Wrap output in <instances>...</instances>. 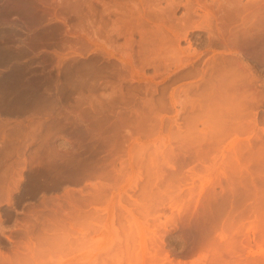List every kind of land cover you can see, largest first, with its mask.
Instances as JSON below:
<instances>
[{"label": "bare ground", "instance_id": "1", "mask_svg": "<svg viewBox=\"0 0 264 264\" xmlns=\"http://www.w3.org/2000/svg\"><path fill=\"white\" fill-rule=\"evenodd\" d=\"M37 1L0 0V66L4 67L0 69V115L27 114L36 121L31 127L33 136L36 135L38 140L36 133L41 128H44L45 133L44 137L39 135L42 139L38 146L41 145V148L36 147L37 141L33 137L29 139L35 141V146L34 143L32 144L34 151L29 152L15 151L18 148L19 139L0 140V166L4 167L0 169V207L2 203L6 205L11 203L15 192H20L17 200L13 201L15 203H18L23 196L26 198V195H29L36 198L37 207L46 206L48 203L52 206L45 214L40 212L41 209L36 210V208L34 212L23 214L28 215V220L25 219V222L14 220L19 223L18 226L15 224L17 227L22 226L23 230L29 232L28 240L13 239L14 236L11 238L8 235V239L14 242L16 248H12L13 253L9 251L10 254L0 247V264H32L49 250H62L69 241L68 225L78 224L81 228H85L90 223V221L87 223L90 217L87 218L81 213L82 203L95 199L98 201L100 196L103 197L106 194L107 188L114 187L118 182L120 184L121 178L126 176H124L125 173L123 174V166L115 167L114 165L118 158L122 161L119 151H129L128 157L132 170H134V158L140 163L143 160V153H139L140 151H159L156 154H148L151 163L146 166L145 175L139 169L135 179L129 175L127 180H134V184L131 183V185L135 187L136 180L143 179L142 175L144 178L147 177V180L153 176L154 181L157 179L160 185H165L164 189H160L158 181H155L158 185H156L157 193L161 191L163 197V193L166 192L172 199L173 196H170L169 192L170 186L180 177L187 176V171L182 168L183 161L191 159L192 162H197V167H193L192 164L191 171L187 174L191 172L192 177L198 176L201 180L199 190L192 191L193 210L190 211V214L196 217L192 219V237L196 240L194 250L198 251V255L194 257L195 259L192 258V261L182 258L174 260L167 252H164L163 245L149 247L146 235L138 240L139 247L136 244L129 245L132 230L129 232V237L123 234L125 231L121 230L123 233H120L116 229L120 228L118 225L114 228V224L115 232L123 234L121 236L125 237L126 240L123 239L127 242L123 248H110L98 264H187L189 262V264H264V140H258L261 136L259 132L260 134L264 132V115L260 118L257 110L258 106L263 105L264 102V86L261 87L264 81L261 79L259 81L256 70L254 71L256 67L252 66L253 62L264 66V0H251L249 3L246 1L244 3L242 0H165L166 8L161 6L163 9L160 11L161 7L158 6L160 14L153 13L154 10L152 13L148 10L154 9L149 3L160 4L162 0H139L138 2L128 0V3H132L130 8L132 12H123L124 18L113 21L112 29L119 32L124 26L130 32L137 31L140 34V45L143 50L141 61L145 65H153L156 68L155 71L161 70L159 69L161 66L167 68L174 65L176 67L187 65L189 57L183 63V54L186 56L187 53L180 46L179 40L181 37H188L191 29L192 31L208 30L213 39L210 43L221 44L220 46L227 44L228 47L232 44L235 48L232 56L223 57L224 54L220 53L221 58L217 56V59L214 56L216 58L213 57V61L204 63L206 66L199 67V65L196 66L197 63L192 65V75H198L204 81L203 84L200 83L201 88L198 90L199 84L195 85L198 91L192 96L184 91L186 96L183 99L180 95L178 98L175 96L176 91L172 92L171 97L172 105L185 106L189 103L192 109L196 108L191 117L192 121H189L184 128L178 125L176 135L171 132L170 135L159 138V142L154 143L155 148L152 150L151 144L149 147V143L140 142L136 134L141 138L140 133L148 136L149 133L156 131L158 124L155 128L154 120L157 118L154 117V119L152 114L158 115V112L156 113L159 111V109L156 110L158 107L165 108L163 98L161 96L156 100L152 97L142 98L143 104L148 108L146 111L145 108L142 110L129 106L128 98L124 97V95L127 96V92L124 93L121 87L117 88L116 85L113 87V83L109 86H112L111 89L108 87L110 82L102 81L105 84H101L100 80L96 82L107 66H102L95 56L94 60L87 61L89 62L87 64H85L86 61L85 63L81 61L82 66L78 64L76 68L67 66L68 69L63 78L60 73L53 75V71L46 69L45 64H39L40 59L37 64L35 60L37 54L34 51L36 52L35 45L39 46V40L37 36H33L34 32L29 26L39 23L48 13L40 9V5L37 7L39 3ZM94 1L96 0H80V5L78 4L79 7L76 5V8L83 9L87 6L91 9ZM97 1H101L106 7L107 2ZM182 4L187 7V11L182 17H178L176 11ZM146 7L149 8L146 9ZM215 11H221V13L217 14ZM27 16L31 17L30 21L23 20ZM222 16L228 19L222 20ZM235 17L240 18L242 24L234 25L233 27H236L234 30L229 28L231 38H228L229 40L226 38L227 42L223 43L227 25L225 28L221 25ZM218 19L219 26H214V22ZM63 22L69 28L66 19ZM115 23L117 24L114 26ZM100 28L99 25L97 29H93V37L96 43L105 45L106 41L99 38L98 29ZM81 32H84L83 28ZM29 35L32 39L27 41L26 38ZM87 36L92 39V36ZM133 42L132 37L126 40L122 46L123 58L120 59L122 63L132 67L136 61L130 51ZM224 46L223 49H226ZM110 47L112 49L113 46L110 44ZM211 48H213L212 45ZM80 51H74L69 57L82 56ZM200 51L194 49L191 54L202 53ZM50 52L52 53L51 50ZM57 52L56 55H59V51H54V53ZM240 53L250 54L251 58H242ZM61 67L60 71L63 74ZM81 69L84 70L83 74L79 72ZM103 76L101 74L100 77ZM106 87L111 90L105 92ZM72 91L77 92L76 95L74 92L72 96ZM124 98H127L128 106L119 110L123 104L119 105L118 112L114 111V107L117 106L116 100L123 101ZM133 115L135 118H132ZM199 121L210 128L209 135L208 133L205 135L206 132L203 133L202 130L203 135L197 131ZM73 124L77 125L72 126ZM177 124L180 123L177 122ZM132 128L137 132L135 135ZM41 131L43 132L42 129ZM243 132L256 134V139L251 141L248 138V142L245 141V143L243 140L242 142L238 134ZM231 134L235 135L227 146L231 153H216L222 140ZM257 140L260 142L257 143ZM21 142L26 143V139H22ZM20 145L22 148L23 144ZM13 156L15 159H12ZM8 158L12 161L6 163ZM167 167L175 169L176 172L174 173L173 170V174L166 172ZM184 171H186L185 174ZM83 179L88 180L89 184L84 183L87 184L86 187L89 185L94 188L92 191L95 190L89 198L86 197L88 194H85L87 192L84 188L77 187ZM149 180L147 184H151L152 187V180L150 182ZM207 181L212 186L209 187L210 189L204 186ZM132 186H130L131 189ZM217 186H220L221 192H217L218 190L215 189ZM151 187L145 185L142 190L140 189L141 199L139 193L137 196L139 200L136 198L134 205L140 204L139 207L143 210L149 209L150 204L147 199L155 196L152 191L156 192V188L153 187L155 190H152ZM75 192L80 193V196L83 192L86 198L80 197L78 201L79 196L76 198ZM119 198L122 200V197ZM29 202L35 205L34 201ZM174 202L172 200L170 202L173 208L177 205ZM65 204H68L71 210L68 211ZM7 206L11 207L10 204ZM1 211L0 229H4L3 213L6 212L1 213ZM118 217L119 220L122 218L120 223H123V216L118 215ZM92 220L94 221V218ZM131 220L134 221V219ZM97 221L102 220L99 218ZM170 222L175 225L178 223L175 218H167L161 224L164 230ZM91 223L94 222L91 221ZM124 223L122 225L126 224ZM36 227H39L38 232H34ZM87 230L86 227L84 232ZM153 230L150 231L154 232ZM250 231L253 232L250 234L252 237L249 235ZM119 233L117 236L120 240ZM22 246L27 250L26 253L21 251L24 250Z\"/></svg>", "mask_w": 264, "mask_h": 264}, {"label": "rangeland", "instance_id": "2", "mask_svg": "<svg viewBox=\"0 0 264 264\" xmlns=\"http://www.w3.org/2000/svg\"><path fill=\"white\" fill-rule=\"evenodd\" d=\"M104 1L107 2L106 7L103 5V3L101 1L96 0L93 2L91 9L88 8L87 6H85L83 9H80V8L78 9L76 7L80 3V0H40V1L38 0L37 3L38 2L39 3L37 5V7H39V5H40L39 8L43 9L45 12L47 11L48 13H46L47 15L45 14V17L39 23H37L36 25L29 26L31 28V31L34 32L33 36H37L38 40H39V46L37 44L35 45L36 47L38 46L37 48L35 47L36 52L34 51V53L37 54V55H35L37 57V59L35 57V60H36L37 64H38V62L41 65L45 64L46 69L53 71V73H52L53 75L60 73L61 77L63 78L65 71H67L68 67L69 68L70 67L76 68L78 65L82 66L83 63H85V61H86L85 64L92 62L94 60V56H95L97 58L96 60L102 66H105V65L107 66L104 68V71L102 70V73H101L102 76L104 73V76L100 77L101 76V74H100V76L97 78L98 80H96V82H99V80H100L101 84H103L104 82L102 83V81H106L108 83L110 82L109 84L106 83V84H108V87L110 86V84L112 85L113 83H114L113 87L115 85H116L115 87H117V88L121 87V89L124 93L127 92L126 93L127 96L124 95V97L128 98L129 106L131 105V107H133V108H138V109H142V110L145 108L144 110L146 111V109L148 110V108H146L147 106L145 104H143L142 98L152 97L156 100L158 97L161 96L163 98L164 103H165V108L162 109V108L157 106L158 108L156 110L159 109V111H156V113L158 112V115H155V113H153L154 115L152 114L153 118L154 117L157 118V120L155 118H154L155 120L152 118L154 120V124H155L154 127L156 128L158 126L156 131L151 132V134L149 133L148 136L143 135V133L141 135V133H140V136H141V138H140L139 135L136 134L137 132L132 128L134 131V135L136 134V137H138V140L142 143H149V147L151 144V150H152V148H155L154 143L159 142V140H158L159 138L168 136V134L170 135L171 132H172V134L176 135V133L178 132V125H181L184 128L189 121H192L191 117H192V114L195 113L196 108L192 109V105L189 103L186 104L185 106L182 104H176L177 106L172 105V100H171L172 94L175 91H176V93H175L176 95L175 94L174 95L177 98L180 95V98L183 99L186 96L184 91L186 93L188 92V94L190 96H192V94H194V92L198 91L201 88L200 83L203 84L204 81H202V78L200 76L192 75V65L193 64L196 65V63H197L196 66H198V65H199V67H202L204 65L206 66V64H208L210 61H213L214 56H216V57L220 56L219 58H221V54L222 55L224 54L223 57L224 56H227V57L232 56V54H234L235 48H234V46H232V44L231 45L229 44V47L227 44L226 45L224 44L226 46V49H223V46H224L223 44H222V46H220L221 44H215L214 45L213 44L214 42L210 43V40L213 41V39H212L208 30H194V31H192V29H191L189 34H188V37H183V38L181 37L179 40L180 46L183 47V49L187 53L186 56H185V54H183V63H185L189 57V60H188L189 62L187 63V65L186 64L184 66L183 65H180V66L177 65V67L174 65V66L167 67V68L161 66L159 68L161 70L155 71L156 68L153 65H145L141 61V54H142L143 50H142V45H140V34L137 31L134 30V31L130 32V31L126 30V28L124 26H123V28H121V30L119 32L117 30L112 29L113 21L120 19L122 17L124 18L123 12H128V13L132 12V10L130 9V8H132V3H128V0H104ZM134 1L138 2L139 0H134ZM210 1H213V0H210ZM219 1H222V0H219ZM250 1L251 0L246 1V2L249 3ZM41 3H43L42 5H44V6H42ZM150 4H152L151 6H153L151 8H154V9H152V10L149 9L148 11H151V13H152L154 10L153 13L160 14L161 13L160 11H162V9H163L161 6L165 7L166 2H165V0H162L160 4L158 3V4L154 5L153 3H149V5ZM158 6L161 7L160 11H159L160 8ZM44 7H46V8H44ZM148 8L149 7H146V9H148ZM186 11H187V7L184 4H182V5L178 6L177 11H176V16L182 17ZM199 12L202 13L201 10H199ZM148 13H150V12H148ZM215 13L220 14L221 11H215ZM30 18H31L30 16H27L23 20H29ZM63 18L66 19V21L68 22L67 24H69V28L67 27L68 25H66L63 22V20H64ZM59 19L62 21H60ZM227 19L228 18H226V16L225 17L222 16V20H227ZM238 21H241V20H240V18H236V17L232 18V20L229 19V22L227 21V22H225V24L224 23L222 24L220 21V23L222 24V25L221 24L220 25L223 26L224 28L226 27L225 25H227V27L225 28V32H226L225 38H227V39L231 38V35L229 34L230 32L228 30H229V28L234 30L236 27H233V26L234 25L237 26L236 23ZM218 22H219V19L217 22L216 21L214 22V26L215 25L219 26ZM116 24L117 23H115L114 26ZM99 25L101 26V28L98 29L99 38H100V40H103L104 42L106 41L105 45L102 43H100V44L96 43L95 38L93 37V29H97ZM81 28L84 29V32H81ZM227 31H228V33H227ZM215 32H217V30ZM87 35L92 36V39H89ZM228 35H230V36H228ZM129 37H132V39L134 41L132 47L130 48V51L132 52V54L134 55L135 60H136L135 65L133 67L129 64L125 65V63H122L123 61L120 60L123 58V56H122L123 47L122 46H124L126 40ZM26 39H27V41H29L32 39V36L30 38V35H29V36H27ZM209 43L213 46V48H211V45ZM110 44L113 46L112 49L110 47ZM81 45H82V47H81ZM216 45L217 46L219 45V46L217 47ZM193 46H194V49H197V51L201 50L200 52H202V53H199V52L195 53L197 55L191 54L192 50H194V49H192ZM214 46H216V47H214ZM229 48H230V50H229ZM54 49L56 51H59L60 56L56 55V54H58V52L54 53V51H55ZM50 50L52 51V53L50 52ZM221 50H224V51L221 52ZM74 51H78V52L80 51V53H82V56L76 55L78 57H69L71 54H73ZM187 51H189L190 54ZM60 52L62 55L60 54ZM226 52H227V54H226ZM228 52H230L231 54L230 53L228 54ZM53 53L56 56H54ZM104 55H105V57H104ZM192 55H194V56L192 57ZM80 57H83V58H80ZM119 57H121V58H119ZM216 57H214V59ZM218 57H217V59H218ZM73 58H75V60H73ZM195 58L197 59V61ZM58 59H59V61H58ZM42 60H43V62H41ZM73 61H75V62H73ZM81 61L82 62L84 61V62L82 63ZM87 61H89V62H87ZM57 62H59V63H57ZM71 62L73 64H71ZM205 62H206V64H204ZM56 63L58 65L59 64H61V65L57 66ZM68 63H69V65H68ZM55 66L58 68H56ZM2 67L3 66H0V69ZM60 67L62 68L61 69L62 72L64 71L63 74L60 71ZM39 68H41V67H39ZM43 68H45V67H43ZM121 68H123V70H121ZM81 70L79 72L83 74L84 70H82V71ZM101 78H102V80H101ZM197 84H199L198 85L199 88L197 86H195ZM263 86L264 85H262L261 87L263 88ZM196 87L198 88V90H196ZM109 88L112 89V86ZM109 88L107 89V87H106L105 92L107 90L110 91L111 89H109ZM74 92L75 91L71 92L72 96L76 95V93H77V92H75V94L73 95ZM132 92H133V94H132ZM129 94H131V95H129ZM127 98H124L126 100L122 99L124 102L121 100H119V101L116 100L115 105H117V106L114 107V111L118 112L117 109H119L120 106H122V104H123V106L119 110H122V108H125L126 106H128ZM117 101L118 102L121 101V102L118 104ZM262 104L263 105H259L257 108L259 115H260L259 116L260 118L263 117V115H264V102ZM261 113H262V115H261ZM132 118H135V115H133ZM156 121H158V123H155ZM177 122L180 124H177ZM197 123H198L197 124L198 125L197 131L198 132L200 131L199 133L202 135L205 132H206L205 135L207 133L209 135L208 131L210 130V128L208 126L205 127V124L202 121H199ZM74 125H77V124H73L72 126H74ZM155 128H154V130H155ZM201 130L203 133L201 132ZM261 133L262 134H260V132H259V135L262 136V138L260 136L258 139L260 141H261V139L264 140V132H261ZM189 135H191L190 137H192V133H190ZM238 137L241 141L243 140L244 142L245 141L248 142L249 139L251 141L252 140L254 141L256 139V134H249V133L243 132V133H239ZM232 138L233 139L235 138L234 134H231V135L225 137L222 140L220 146L218 147V150L215 152L218 154H221L223 152L224 153L230 152L227 149V146L231 142ZM5 140H3V141H5ZM258 140H257V143L260 142ZM38 144L39 143L36 144V147L38 146ZM38 147L41 148V145H39ZM26 152H28V151H26ZM128 152L129 151H119V154H121V156H122L123 164L119 158L117 159L118 161H115L116 163L114 164V165H116L115 167H122L123 166L122 168H124L122 170H123V174L125 173L124 176L125 175L126 176L125 177L123 176L124 178H121L122 181L119 180V181H121L120 184L118 182L116 184L117 186L115 185L112 188L111 187L107 188L106 194L103 195V197L100 196L98 201H96V199H95L94 201H87L84 204L82 203L81 213L87 218L90 217V218H88L89 220L87 222V223H89V221H90V223H89L90 225L89 224L86 225L88 230L84 232V230H86V227L81 228L80 225H78V224L68 225L69 241L63 246L62 250H49L43 256L38 257L37 260L35 262H33L32 264H98L101 257L105 256V252L109 251L110 248L114 249V248H118V247H122V248L124 247L125 242H127V241H125L126 240L125 237H123L125 239L124 240L121 235H123V234L127 235V236L129 235V237H130L129 232L131 230H132L131 231L132 232V238L129 241L130 242L129 245L134 246L136 244L137 247H139L138 240L143 235H146V241H147V245L149 247H152L153 245H158V244L163 245L164 252H167L169 257H172L174 260L177 258L178 259L182 258L183 260L184 259L185 260L190 259L192 261V258H194L195 256L197 257L198 251L194 250L196 240L192 237V219L195 217V215L193 216L192 214H190V211L193 210V208H192L193 207V205H192V191L199 190V185H201V180H199L200 178L198 179V176L192 177L190 175L191 172H189L187 174L188 171H191L190 166L192 164H193V167H195V168L197 167V162L196 161L192 162L193 160H191V159L187 160L185 162L183 161L184 164H182L183 165L182 168H183V170L187 171V172L184 171V174L186 172L187 176L184 175V177H180L178 180L174 181V183L170 186L169 192H170V196H173V199H172V197L170 198L169 195L166 194V192L163 193V197H162V194H161V191L159 190V188H158V191H160V193L159 192L157 193V188H156L158 186L157 184H159L158 187H160V189L165 188V185L164 186L160 185L161 184L160 181L155 179V181H158L157 184H155V181L153 180L154 178L152 176V178H150V180H152L151 183L153 184L151 187V184H147L149 178H148V180L146 179L147 177L144 178L145 168H146V166H149L151 163V161L148 158L149 157L148 154H150V155H152V153L156 154L159 151H142V152L140 151L139 153H143V158H142L143 160L141 163L138 161L139 162L138 163L135 160V158L133 159V169L134 170H132V167L130 165V158L128 157ZM131 152H134V151H131ZM136 152H138V151H136ZM188 152H190V151H188ZM114 155H115V153H114ZM13 157H12V159H15V156H13ZM9 159L10 158H8L5 162L7 163V162L12 161V159H10V160ZM186 159H188V158H186ZM188 161H189V163H188ZM186 162H187V164H185ZM135 163H136V166H134ZM139 165H140V167H138ZM2 167L3 166H0V169H2ZM135 167H137L138 169H136ZM188 167H189V170H187ZM139 169L142 170V172H143L142 174H144V175H142L143 179L138 178L139 180L138 179L136 180L135 187H134V186H132L134 184V182H133L134 180L128 181L127 176L132 175L133 178L135 179V176H137L136 172ZM165 170L168 173H171L172 170L174 173L176 172L175 169H172L170 167H167V169L165 168ZM176 170H178V169H176ZM173 172H172V174H173ZM168 173H166V174H168ZM172 174H170V175H172ZM91 180L93 181V179H91ZM150 180H149V182H150ZM80 182L77 184V187L84 188V191L87 192L85 194H88V195L90 194V196L87 195L86 197L87 198L91 197L93 192H95V190L92 191L94 188L93 187L91 188L89 185H88L89 187L88 186L86 187V185L89 184L88 180L86 181V179H83V181H80ZM86 182H87V184L85 185L84 183H86ZM131 183H133V184L131 185ZM206 184H208V185H206ZM223 184L225 185L226 182L224 181ZM145 185H147L149 188L151 187L152 190L153 189L155 190V188H156V192L152 191L153 195H155V196H153V198H152V196L149 197L150 198L149 200L147 199V202L149 201V204H150V207H149L148 206L149 204L146 202V204H148L147 206L149 207V209L143 210L142 207L141 208L139 207L140 204L139 205L135 204L137 206L136 207L134 205V202H135V200L137 201V199H138L137 196L140 193V189L142 190V187ZM82 186H85V187H82ZM130 186H132V189L130 188ZM204 186H208L207 188L212 187L208 181L205 182ZM153 187H155V188H153ZM205 189H206V187H205ZM215 189L218 190L217 192H221V190L219 191L220 186H217ZM206 190H208V189H206ZM83 192H82L81 196H80V193L75 192L74 196L76 198L79 196L78 201H79L80 197H81V199L86 198L85 195L83 194ZM121 192H122V194H121ZM17 193L18 192H15L16 195L15 194L13 195V198H14L13 201L17 200V197L19 196L20 192L18 194ZM103 194H104V192H103ZM141 194H142V192L140 193L139 198L141 197ZM26 196H29V195H26ZM132 196H133V198H132ZM134 196H136V197L134 198ZM119 197H122V200ZM151 198H152V200H151ZM29 200H32L35 202L36 198L35 197L32 198V196H29ZM171 200L173 202L176 201L174 203H176L177 205H175L174 208L170 204ZM11 203H9L11 207L7 206V205H9L8 203H7V205H6V203H4V204L2 203L1 204L2 208L0 207V210H2L1 213H3L5 211L6 213H3L4 214L3 216L8 217V215H10V216L12 215L14 210H22L24 213H21V214L19 213L16 216L17 221L19 220L21 222H23V221L25 222L26 221L25 219L28 220V215H26L27 216V218H26V216L23 214H27V212L31 213V211L34 212L33 210H35V208H36V210L41 209L40 212L45 214V213H48L50 211L51 206H52L51 203H48L46 206L40 205L37 207L36 206L37 203L35 202V205L29 203V204L25 205L24 207H22V203H19V202H18L19 204L17 202L16 203L13 202V204H11ZM65 205H66L65 207L68 211L71 210L70 206L68 204H65ZM5 208H7V209H5ZM9 209H12V210L9 211ZM131 209H133V211ZM8 211H9V213H8ZM115 213L117 216L115 215ZM118 215L123 216V219H124L123 221L126 224L124 222L123 223L125 225H122L123 223H120V220L122 222V218L119 220ZM24 216H25V218H24ZM112 216L114 217L113 219H112ZM126 216L129 218H127ZM117 217H118V219H117ZM91 218L92 219L94 218V221ZM95 218H97V219L100 218V220H102V221H97V219H95ZM130 218L134 219V221L131 220ZM167 218H173V219L175 218L178 223H176V225H175L174 223L170 222L167 224V229L164 230L163 227L161 226V224ZM127 219H129L130 221L129 220L127 221ZM112 220L113 221L117 220L116 221L117 224H116V222L115 223L111 222ZM91 221L94 223L92 224ZM3 222H2V224L4 225L3 226L4 229H0V230H2V231H0V247L6 253H10V252L13 253L12 248H16V247H15V244H13L14 242H12L10 239H8V235L11 238H12V236L16 237V238L13 237V239L18 238L22 241H27L29 232L25 231V229L23 230L22 226H19V227H21V229L19 227H17L19 225V223H17L16 221L14 224H11L10 220L9 221L3 220ZM132 223H133V226H132ZM146 223H147V225H146ZM15 224H17V226ZM114 224H115V226H114ZM148 224L151 226H149ZM117 225H118V227H120L119 229L116 228ZM113 226L118 231H120V233L122 231L123 232L125 231V233L127 232V234H125L123 232H122L123 234H120L118 231L115 232L116 229L114 230ZM131 226H132V228H131ZM147 226H149L150 228ZM36 229H37V231H36ZM38 229H39V227H36L34 229V232H38L39 231ZM151 229H154L153 230L154 232L150 231ZM164 231H167V232L165 233ZM163 232L165 235L163 234ZM118 233L120 234V238H121L120 240L117 236ZM244 233H247V232H244ZM251 233L253 234V232L250 231L249 235ZM162 234H163V240H162ZM250 236L252 237V235H250ZM254 248H256V247H254ZM22 249H24L23 246H22ZM19 250H21V249L19 248ZM21 251L27 252L26 249L21 250ZM189 263H187V264H189Z\"/></svg>", "mask_w": 264, "mask_h": 264}, {"label": "flooded vegetation", "instance_id": "3", "mask_svg": "<svg viewBox=\"0 0 264 264\" xmlns=\"http://www.w3.org/2000/svg\"><path fill=\"white\" fill-rule=\"evenodd\" d=\"M243 1L245 3V1H249V0H242V2ZM237 23L242 24V21H238ZM222 41H223V43H226L227 42L225 37H223V40ZM240 55H241L240 57L243 56L242 58H247V59L251 58L250 54H247V53H240ZM252 66L253 67H256L254 69V71L256 70V75H257L259 81H260V79H261V81H264V66L262 64H260V63H257L256 64V62H253L252 63ZM3 115H0V119L2 118L1 121H0V140L3 139V138L4 139L7 138L6 140H9V139L10 140L11 139H16L17 140V139H19V141L21 142L22 139L25 138L26 139V143L21 142L24 146L22 145V148H21L20 147L21 146L20 145L21 143L20 142L19 143L17 142L18 143V145H17L18 148L15 151H21V152H23V151H25V152L26 151H28V152L29 151H34L33 145L35 146V143L36 144L39 143V141H41V139H42V138L41 139L39 138V135H42L40 137H44V135H45L44 128H41L43 130V132L41 131V129H39V131H37V133H36L38 135V140H37V138H36L37 136L35 135V137H34L33 134H32V128L31 127L34 126V123L33 122H36V121H33L34 120L33 118H31L27 114H15V115L14 114L13 115H11V114H6V115L3 114ZM30 135H32V136L30 137ZM26 136L28 138H26ZM32 137L37 142H35L34 140H29ZM19 147L21 149H19ZM29 148H32V149H29ZM29 201L32 202V200H29V196H26V198H25V196H23L22 199H19L18 200L19 203L20 202L22 203V207H24L25 205L29 204L30 203ZM15 212L16 213L17 212L18 213H23L22 210H18V211L15 210L14 211V214L12 213L11 217L10 216H8L6 218L4 217V219L5 220H8V221L10 220L11 221V224H14V222H15L14 220L17 221V217L16 216L18 214V213L16 214ZM17 222H21V221L18 220Z\"/></svg>", "mask_w": 264, "mask_h": 264}]
</instances>
